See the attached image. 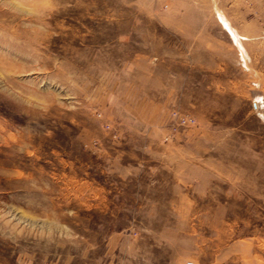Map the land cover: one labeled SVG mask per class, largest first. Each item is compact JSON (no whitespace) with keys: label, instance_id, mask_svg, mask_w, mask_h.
<instances>
[{"label":"rangeland","instance_id":"obj_1","mask_svg":"<svg viewBox=\"0 0 264 264\" xmlns=\"http://www.w3.org/2000/svg\"><path fill=\"white\" fill-rule=\"evenodd\" d=\"M189 263L264 264V0H0V264Z\"/></svg>","mask_w":264,"mask_h":264},{"label":"bare ground","instance_id":"obj_2","mask_svg":"<svg viewBox=\"0 0 264 264\" xmlns=\"http://www.w3.org/2000/svg\"><path fill=\"white\" fill-rule=\"evenodd\" d=\"M221 17L224 20L225 24L228 25V27L230 28V30L232 31V33L236 36L240 48L244 49L243 42L239 39L240 38L239 37V32L233 27V25L228 21L227 17H225V15H223L222 13H221Z\"/></svg>","mask_w":264,"mask_h":264},{"label":"built area","instance_id":"obj_3","mask_svg":"<svg viewBox=\"0 0 264 264\" xmlns=\"http://www.w3.org/2000/svg\"><path fill=\"white\" fill-rule=\"evenodd\" d=\"M190 264V263H189Z\"/></svg>","mask_w":264,"mask_h":264}]
</instances>
